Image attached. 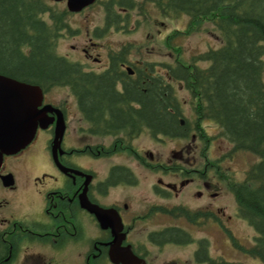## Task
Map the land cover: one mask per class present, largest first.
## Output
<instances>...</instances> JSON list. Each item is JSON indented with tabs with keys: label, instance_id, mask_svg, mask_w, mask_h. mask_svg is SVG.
Here are the masks:
<instances>
[{
	"label": "flooded vegetation",
	"instance_id": "af4514ba",
	"mask_svg": "<svg viewBox=\"0 0 264 264\" xmlns=\"http://www.w3.org/2000/svg\"><path fill=\"white\" fill-rule=\"evenodd\" d=\"M93 45L97 43L82 47L84 58L78 61L63 57L95 78H112L119 93L133 84L146 85V74L162 75L164 63L129 60L128 51L123 50L126 46L93 54L89 49ZM56 87L70 90L77 101L84 125L74 132L69 107L48 100ZM43 90L42 107L53 108L47 111L50 123L39 126L25 148L5 155L0 169V175L13 174L9 186L0 176V190L13 197V203L0 201V206L11 209L4 218L7 225L0 226L10 247V264L18 260L23 264H209L212 256L204 232L211 219L218 224L227 214L221 203L234 197L241 217L233 187L243 180H236L223 167L224 156L210 155L212 140L222 138L219 126L197 114L193 99L185 101L190 116L182 103L178 107L180 100L169 101L175 125L166 131L138 117L128 127L116 124L110 115L105 120L88 116L68 84ZM131 103L140 108L139 102ZM204 122L215 127V135L208 133ZM234 153L231 147L229 157ZM8 160H13V172L5 169ZM23 163L31 179L29 193H21L26 181L15 173V167ZM33 163L39 164L37 173ZM29 196L27 207L19 204L20 198ZM186 246L191 251L184 259L175 249Z\"/></svg>",
	"mask_w": 264,
	"mask_h": 264
},
{
	"label": "trees",
	"instance_id": "16d2710c",
	"mask_svg": "<svg viewBox=\"0 0 264 264\" xmlns=\"http://www.w3.org/2000/svg\"><path fill=\"white\" fill-rule=\"evenodd\" d=\"M51 1L0 0V74L45 90L68 84L88 116L105 120L110 115L116 124L128 127L138 117L166 131L175 125L169 101L179 100L169 78L180 81L191 92L197 114L219 126L220 136L233 145V152L258 157L233 191L241 217L256 231L255 243L246 252L264 264V0H150L164 15L186 14L190 30L197 19L211 17L223 43L195 56L192 65L164 63L167 74H146V85L127 86L124 94L115 90L112 78H95L56 53L59 37L70 30L71 12L57 9ZM104 4L108 29L114 20L121 27L117 9H133L137 1ZM131 100L139 102L140 108ZM182 131L179 126L177 132ZM9 256V244L0 234V264H10ZM209 264L245 263L210 257Z\"/></svg>",
	"mask_w": 264,
	"mask_h": 264
},
{
	"label": "rangeland",
	"instance_id": "374dc122",
	"mask_svg": "<svg viewBox=\"0 0 264 264\" xmlns=\"http://www.w3.org/2000/svg\"><path fill=\"white\" fill-rule=\"evenodd\" d=\"M109 0H98L93 6L85 9L83 12L70 13L67 17L70 27L64 35L59 37L56 43V53L66 55L71 60L78 61V58H84L81 52L82 47L93 45L90 52L96 54L103 52L110 47L114 50L122 49L126 46L129 60H149L162 63L181 62L185 65H192L194 57L206 52L210 47H219L223 43L222 35L214 28L211 17H203L195 21L191 27L189 17L182 13H173L164 15L150 0H136L137 5L128 11L117 9V14L123 19L120 28L110 23L106 28L107 12L104 2ZM57 9L67 8L66 1H51ZM127 15L129 22H127ZM116 17H114L115 19ZM114 25V26H112ZM106 46V47H103ZM75 46V48H72ZM84 60V59H82ZM93 63L92 59H89ZM199 65H208L207 61H199ZM97 66V65H96ZM162 73H167V68L161 66ZM176 94L184 106L185 113L190 116L189 103L191 92L180 82L173 81ZM48 100H53L56 104H66L70 110L69 126L73 132L84 125L80 121V112H78L77 101L71 91L65 88L56 87L50 94ZM203 125L209 131V134L215 135V127H210L207 122ZM233 145L227 139L217 138L212 140L210 149L211 157L222 158L221 163L227 172H233L236 180H244L247 170L258 160L257 156L244 151L236 152L229 157V151ZM179 147V145H178ZM105 165V163H102ZM13 160H8L5 167L7 172H13ZM15 173L19 180L26 181L21 188V193H29L31 186L29 176L25 172V165L20 164L15 167ZM33 173H37L39 164H31ZM10 174V173H9ZM7 175V174H6ZM29 185V186H28ZM1 187V185H0ZM31 196L20 198L19 204L27 207L30 204ZM11 200L13 197L0 190V201ZM226 206L227 214L221 216L222 221L217 224L216 220L211 219L208 228L205 229L204 236L209 239V255L216 259H225L232 262L245 264H263L260 259L250 256L246 249L255 243V229L242 217L237 215V203L232 198H226L223 203ZM11 209H5L0 206L1 228L7 223L5 217H9ZM231 214L232 217L228 215ZM221 220V219H220ZM179 257L187 259L191 251L189 246L184 249H175ZM25 253L22 251V254ZM19 260L15 264H19ZM20 264H23L20 262Z\"/></svg>",
	"mask_w": 264,
	"mask_h": 264
},
{
	"label": "water",
	"instance_id": "95a60500",
	"mask_svg": "<svg viewBox=\"0 0 264 264\" xmlns=\"http://www.w3.org/2000/svg\"><path fill=\"white\" fill-rule=\"evenodd\" d=\"M55 1H66L70 11L79 12L97 0ZM43 101L44 90L41 86L0 74V169L5 155L15 154L25 148L38 127L50 123L47 111H52L53 108L50 105L42 107ZM59 127L60 121L57 130L60 135ZM0 176L5 185L13 184L12 173Z\"/></svg>",
	"mask_w": 264,
	"mask_h": 264
}]
</instances>
